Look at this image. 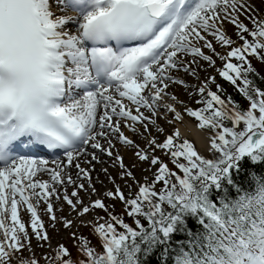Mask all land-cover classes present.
<instances>
[{"label":"snow or ice","instance_id":"snow-or-ice-1","mask_svg":"<svg viewBox=\"0 0 264 264\" xmlns=\"http://www.w3.org/2000/svg\"><path fill=\"white\" fill-rule=\"evenodd\" d=\"M250 57L264 63L251 0H0V264H264V89ZM184 115L208 130V156L158 123ZM118 144L150 176L137 180ZM101 156L124 181L101 168L113 185L102 195L91 175ZM63 204L100 250L76 232L78 257L52 246L40 211L71 231ZM94 210L105 215L87 219ZM33 237L49 251L37 257Z\"/></svg>","mask_w":264,"mask_h":264},{"label":"rangeland","instance_id":"rangeland-1","mask_svg":"<svg viewBox=\"0 0 264 264\" xmlns=\"http://www.w3.org/2000/svg\"><path fill=\"white\" fill-rule=\"evenodd\" d=\"M252 1H256L253 2L259 9H260V15L261 16H264V3H261V0H252ZM245 23H248V21H245ZM251 27V25H249ZM225 27L227 28V31H228V34L230 36L233 37V39H236L235 37V29L231 26V25H225ZM217 51H221V49L219 47H217ZM201 63H204V62H201ZM217 65L218 66H222L221 65V61L220 60H217ZM204 67L207 68V65L204 64ZM176 72L173 73V75L175 74ZM207 73H211L212 75H215L216 76V79H217V82L220 83L221 85H223V82L222 80L220 79V77L218 76V74L215 72L214 69H207ZM206 72H203L201 71L199 73V75L203 78L206 74ZM187 84L189 85H194L197 83V81L191 77L190 79H188L186 81ZM174 90V93L177 94V96H179L178 98L181 100V101H184V103L188 106V107H192V108H197L199 107V105H196L195 104V99H197L198 97H195V96H189L188 95V92L189 91H192L191 88L189 89H185L183 86L181 87H177V86H174L171 88V92ZM215 90V89H213ZM170 92V93H171ZM178 108H183L182 106L180 105H177ZM189 119H192L195 121L194 118H191V117H188ZM170 119V117H169ZM165 122V121H164ZM167 124V123H166ZM179 124H182V121L180 122H175L174 124H172V127L174 129H179ZM169 125V124H168ZM162 126V125H161ZM164 127V126H162ZM165 128V127H164ZM166 130V129H165ZM208 133V131H206ZM166 134H170L167 130H166ZM160 139H163V136L160 137ZM180 139L183 140V139H188L189 141L193 142V144L195 145V147L197 148L196 144H195V141L189 137H183V136H180ZM122 150L119 151L120 154L124 157V153L127 152L128 153V158H125V163L128 164V165H132L133 163H137V167L135 169H133L134 173H135V176L137 178V180H142L143 176L145 175H149L150 176V173H145L143 172V168L146 167V165H142V164H139L137 161H136V158L133 156L132 154V151L130 150H126V148H123L121 147ZM157 155H161L159 152L157 153ZM203 155L205 156H208V152H204ZM164 159H166V157H162ZM171 167V165H170ZM104 168V167H103ZM113 177L116 178V183L120 184L122 187L124 185V181H122L120 178H119V169L118 168H113L112 172L110 171L109 172ZM129 183H131V181H129ZM113 188V185L112 183L108 180V182H104L103 183V188H102V191L99 192V194H103L105 192L106 189H112ZM125 191L127 192V189L125 188ZM85 197L88 198V196L86 195ZM97 196H92L91 199L94 200L96 199ZM112 200H108V199H105V202L108 203V204H113L114 201H112L113 203H111ZM118 202L119 204V208L123 209V205L119 202V201H116ZM63 208H64V211L61 213V212H57V216H66L70 219H74L75 221V227H73L71 229V231H69L68 229H65L63 227V224L62 223H58L56 225V228L53 229L50 227V224H51V221L49 220L48 216L43 212V211H40V215L42 217V219L44 220V223H45V228L46 230L48 231V234L49 236L51 237V244L53 247H55L56 245L60 244V243H63L65 244L69 249H71L72 251V255L74 257H78L79 254L77 253L76 251V248L73 247V239H72V236H71V232H76L77 235H83L85 236L87 230H88V227H84V226H81L80 223H79V219H76V216H75V213H70V210H69V207L67 206V204H63ZM105 214L102 212V211H99V210H94L91 214H89L87 216V219L89 220H93L96 216H104ZM21 216L22 218L24 219L25 222H27L29 220V215L26 211H22L21 212ZM127 222L128 223H132L131 219H127ZM29 231L30 228H29ZM32 246H33V249L37 255V257H39L41 255L42 252H45V251H49L47 246H45V248H39L37 247V240L35 239V237L32 238ZM25 255H28V253H25ZM82 258V257H80Z\"/></svg>","mask_w":264,"mask_h":264},{"label":"bare ground","instance_id":"bare-ground-1","mask_svg":"<svg viewBox=\"0 0 264 264\" xmlns=\"http://www.w3.org/2000/svg\"><path fill=\"white\" fill-rule=\"evenodd\" d=\"M251 2H255L256 1H252ZM175 76H178L179 78H182L183 80L187 81L188 79H190L192 76H189L187 75L186 73L184 72H178V73H175L174 74ZM174 86H177L178 88L181 87L180 85H177V84H173L170 86V88L168 89L169 92H171V88L174 87ZM171 93H174V90L171 92ZM175 94V93H174ZM177 96V94H175ZM179 97V96H177ZM179 99V98H178ZM180 100V99H179ZM178 110H180L182 113H183V108H178ZM171 119V117H170ZM158 123L162 126L165 127V129L171 133L174 128L172 127V125H168L166 124L163 120H160L158 121ZM197 121L195 120H192V119H189L187 115H184L183 116V120H182V124H179V132H180V136H183V137H189L191 139H193L195 141V144H197L196 146H198V151L203 155L204 152H207V135L208 133L206 132L205 129H199L197 127ZM126 131V134L129 135V136H132V133L125 130ZM134 139H137L138 142L142 143V141L139 140V138L137 137H133ZM117 148L119 149V151L122 150L121 146L118 144L117 145ZM128 150V149H126ZM125 158H128V153L125 152L124 153V160H126ZM101 159L104 160V163L103 164H95V171H93L91 173L92 177H93V183L95 184L96 188H97V191L98 193L102 191V188H103V184H101L99 181H103L104 182H108V179L106 177V175L101 172V168H107L108 169V172H112L113 168L112 167V162L109 158H107L106 156H101ZM82 167L84 168H90L91 166L87 163H82ZM72 175L73 177L75 178V173H76V170L73 168L72 170ZM97 174H99V180L96 179L97 177ZM43 179H48L47 176H44ZM87 186V185H86ZM72 191V188L71 186H69L68 188V192L70 193ZM82 197L85 198V203H88V199L86 196V194L84 192H81L80 193Z\"/></svg>","mask_w":264,"mask_h":264},{"label":"trees","instance_id":"trees-1","mask_svg":"<svg viewBox=\"0 0 264 264\" xmlns=\"http://www.w3.org/2000/svg\"><path fill=\"white\" fill-rule=\"evenodd\" d=\"M250 60L254 68L256 69V71L259 73V76L254 77V79L256 80V83L258 84V86L264 89V79H260V77H264V63L257 60L255 57H250ZM222 82H223V87L226 90V94L231 95L234 100L238 101L243 107L246 108L248 102L240 95V93L233 86H231L228 82L224 80H222ZM238 179H243V177H238ZM111 203L113 202L111 201ZM114 203L116 205L114 211L116 213H122L123 209L119 208L118 202L114 201ZM85 236L89 237L91 244L94 245L97 248V250H100L99 238L95 235L94 232H92L91 227H88V230ZM40 264H44V261L42 259L40 261Z\"/></svg>","mask_w":264,"mask_h":264}]
</instances>
